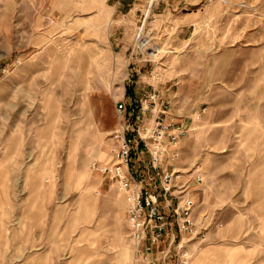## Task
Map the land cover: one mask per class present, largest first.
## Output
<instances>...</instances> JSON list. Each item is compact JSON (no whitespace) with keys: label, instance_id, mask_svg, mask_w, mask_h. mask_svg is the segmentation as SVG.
<instances>
[{"label":"rangeland","instance_id":"obj_1","mask_svg":"<svg viewBox=\"0 0 264 264\" xmlns=\"http://www.w3.org/2000/svg\"><path fill=\"white\" fill-rule=\"evenodd\" d=\"M159 1L114 35L113 0H0V264H131L124 196L90 165L137 74L184 132L189 264H264V0H189L184 41Z\"/></svg>","mask_w":264,"mask_h":264},{"label":"built area","instance_id":"obj_2","mask_svg":"<svg viewBox=\"0 0 264 264\" xmlns=\"http://www.w3.org/2000/svg\"><path fill=\"white\" fill-rule=\"evenodd\" d=\"M136 105L128 109L124 102L116 104L121 126L114 134L112 162H93L90 168L104 175L124 196L131 264H189L191 255L183 247V237L195 234V203L185 193L187 184L176 191L180 198L174 196L172 165L179 157L178 142L184 132L167 120L170 103L155 90L145 93ZM147 114L153 119L150 125L146 124ZM168 147V163L163 165ZM142 150L148 155L144 164L139 161ZM135 162L139 163L137 170ZM202 180L200 174L194 177L197 183Z\"/></svg>","mask_w":264,"mask_h":264},{"label":"crops","instance_id":"obj_3","mask_svg":"<svg viewBox=\"0 0 264 264\" xmlns=\"http://www.w3.org/2000/svg\"><path fill=\"white\" fill-rule=\"evenodd\" d=\"M140 1L143 0H113V2H110L106 7L108 9V13L111 15V19L114 22L113 26V34H119L120 32L126 33L129 31V26L132 25V23L137 26V23L139 22L138 16H137V11L138 7L142 6L140 5ZM139 2V3H138ZM149 2V1H148ZM189 0H161L158 3L161 4V8H163V11H165L166 15H172L171 13L173 12V17H168L166 21L167 24H172V22L177 23L175 29H176V39L179 41H184L185 39L188 38V35L190 33L191 27H193V24L188 22V23H181L184 21H188L191 19L192 14H182L178 16V10H182L184 6H186ZM147 3V2H146ZM154 3V2H153ZM153 7V5H152ZM147 8L144 11H140V16H143L142 21H148L149 19V14L147 13ZM197 12L193 13V19L195 18ZM171 19V21H170ZM153 20V19H152ZM137 21V22H136ZM154 21H151L153 23ZM128 25V27H125V25ZM131 29V28H130ZM137 79L133 81L134 85L132 87L133 90H130L129 93L123 94L121 96L122 100L121 102H124L128 109L130 108H137L138 106L136 105V102L144 96L145 93H147L146 87L142 85V83H149L146 79L143 78L142 74H137ZM124 97H126L125 101H123ZM164 98V97H163ZM166 99V98H164ZM148 159V155L144 152V150L141 151L139 161L141 163H145ZM134 170H137L139 167V163L135 162L133 164Z\"/></svg>","mask_w":264,"mask_h":264},{"label":"trees","instance_id":"obj_4","mask_svg":"<svg viewBox=\"0 0 264 264\" xmlns=\"http://www.w3.org/2000/svg\"><path fill=\"white\" fill-rule=\"evenodd\" d=\"M128 92H130V90H129V89L127 90V93H128Z\"/></svg>","mask_w":264,"mask_h":264},{"label":"bare ground","instance_id":"obj_5","mask_svg":"<svg viewBox=\"0 0 264 264\" xmlns=\"http://www.w3.org/2000/svg\"><path fill=\"white\" fill-rule=\"evenodd\" d=\"M175 173H176V171H175Z\"/></svg>","mask_w":264,"mask_h":264}]
</instances>
